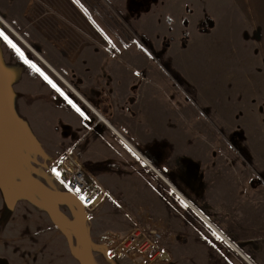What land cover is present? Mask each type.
Instances as JSON below:
<instances>
[{"label": "rangeland", "instance_id": "374dc122", "mask_svg": "<svg viewBox=\"0 0 264 264\" xmlns=\"http://www.w3.org/2000/svg\"><path fill=\"white\" fill-rule=\"evenodd\" d=\"M59 1L85 15L75 0ZM87 1L103 7L98 10L105 15L89 16L92 34L86 55L91 52V58L84 61L83 85L89 90L103 88L113 97L117 117L134 126L131 132L138 147L169 154L170 160L158 171L171 183L166 181L170 192L161 184L159 195L170 194L172 202L177 196L181 208L186 204L191 213L188 220L195 216L203 224L216 223L218 229L223 222L229 227L232 212L242 220L244 212L264 213V0ZM15 104L5 106L17 119L11 124L10 143L23 135L28 128L25 121L32 117L27 107ZM7 157L9 164L18 161L17 153ZM184 170L192 172L190 178L203 174L202 183L187 180L197 197L179 176ZM170 173L180 177L177 180L188 195L172 182ZM15 189L18 194L19 187ZM138 191L139 201L132 205L150 208L149 216L141 219L159 223L160 206L153 208L150 202L154 190L142 186ZM93 210L82 208L80 218L86 221ZM174 211L170 206L171 216ZM253 221L264 225V218ZM102 224L97 223L94 232L101 234ZM230 230L244 233L239 225ZM61 238L58 246L47 249L0 246V264H201L202 253L211 264L218 262L213 246L164 243L163 255L153 262L135 253L110 258L107 238H99V253L94 254L89 247L95 239L80 251L65 235ZM212 253L216 255L211 259Z\"/></svg>", "mask_w": 264, "mask_h": 264}, {"label": "crops", "instance_id": "0c3cea01", "mask_svg": "<svg viewBox=\"0 0 264 264\" xmlns=\"http://www.w3.org/2000/svg\"><path fill=\"white\" fill-rule=\"evenodd\" d=\"M78 6L87 18L59 0H0V27L6 29L26 56L64 93L52 89L0 40L3 104L10 107L16 102L32 114L25 121L26 131L16 135L12 143L11 124L17 123V119L3 121L8 129V135L4 134L6 152L18 155L17 162L8 163V172L20 170L23 180L15 186L0 188V246H46L47 249L58 246L63 239L61 235H65L74 250L80 251L87 250L88 242L95 239V245L89 247L94 254L98 252L99 238L118 239L143 216H149L150 208L138 209L132 203L139 201L138 187L151 186L154 196L150 202L153 208L160 206L162 212L159 223L153 224L160 229L167 246H213L217 255L212 253L211 259L216 255L217 264H264V225L253 221L264 218L263 212H244L243 220L232 212L227 217L230 228L223 222L218 229L207 218L209 222L205 224L195 216L188 220L187 214L191 213L181 208L177 196L172 202L170 194L159 195L163 191L161 184L170 192L169 184L158 171L170 160L169 154L156 149L159 163L153 168L143 158V147L133 141L134 126L117 117L113 97L103 88L89 90L83 85L84 61L91 58V52L86 55V42L92 27L89 15ZM68 100L85 115L82 117ZM8 113L11 116V109ZM99 113L106 121L100 119ZM66 152L81 162L105 190L90 207L93 214L86 221L80 218L79 200L50 172L53 162ZM15 187H19L18 194L13 193ZM172 205L175 211L171 216ZM97 223L104 224V228H99L101 234L94 232ZM237 225L243 228V234L232 233L230 229ZM93 254L91 260L95 258ZM202 256L201 264H211L204 253Z\"/></svg>", "mask_w": 264, "mask_h": 264}, {"label": "built area", "instance_id": "2783aa9c", "mask_svg": "<svg viewBox=\"0 0 264 264\" xmlns=\"http://www.w3.org/2000/svg\"><path fill=\"white\" fill-rule=\"evenodd\" d=\"M58 161L61 162L57 167L63 173L62 178L71 181L74 187L85 189L89 199L93 195L97 197L93 203L87 206L79 201L81 207L88 210L104 194L105 190L90 176L83 164L72 157L70 152L62 154ZM106 246H108L107 254L113 259L135 253L156 262L164 253V239L161 231L148 221L136 222L126 235L108 241Z\"/></svg>", "mask_w": 264, "mask_h": 264}, {"label": "snow or ice", "instance_id": "6c2138e0", "mask_svg": "<svg viewBox=\"0 0 264 264\" xmlns=\"http://www.w3.org/2000/svg\"><path fill=\"white\" fill-rule=\"evenodd\" d=\"M75 2H79V0H75ZM87 10L85 9V12ZM0 24H2V21H0ZM107 38V37H106ZM0 40H2L23 62L24 64L28 65V67L35 72L39 73V75L47 82L48 85L52 89H54L56 92L60 93L61 95H64L63 91L60 89V87L57 85L56 82H54L47 74H45L38 66L35 64L31 59H29L25 52L17 45V43L14 42V39L10 37V35L7 33L6 29L3 27H0ZM115 47V45H113ZM125 47H127L125 45ZM136 75H139V73H136ZM65 99H68L67 96H65ZM68 103L72 105L73 108L83 117L85 114L79 107H77L75 104H73L72 100H68ZM5 117L10 118V114L6 111L5 106L3 104V101L0 100V188H3L7 185L15 186L16 184L20 183L23 180V174L20 170L15 171L13 174L9 175L8 172V157L6 152V146L4 141V133H3V121ZM139 159V158H138ZM60 161H54L52 166L50 167L51 174L64 186L65 189L68 190V192L72 193L82 204L87 206L88 204L93 203L97 197L92 196L91 199L88 198V193L85 189H82L81 187H74L72 185L71 181H68L63 177L62 171L57 167L58 164H60ZM142 163H144L142 161ZM182 204H184L183 201H181ZM185 207H187L186 204H184ZM91 219V217H89ZM215 235V233H214ZM219 239V237H217Z\"/></svg>", "mask_w": 264, "mask_h": 264}, {"label": "flooded vegetation", "instance_id": "af4514ba", "mask_svg": "<svg viewBox=\"0 0 264 264\" xmlns=\"http://www.w3.org/2000/svg\"><path fill=\"white\" fill-rule=\"evenodd\" d=\"M84 2L87 4V6H89V7H91L92 9H93V7H95V9L96 8H98V7H101V6H96V5H91V3H89L87 0H84ZM77 3V2H76ZM98 15L99 16V14L98 13H93L91 16H93V15ZM141 38V40L144 42V43H147V41H145L146 39L145 38H142V37H140ZM151 51L155 54V52L151 49ZM156 55V54H155ZM132 88V87H131ZM143 152L145 153L144 155H146L148 158H150L151 160H154L157 164L159 163L158 162V154H157V151H156V149H146L145 148V150H143ZM154 163V162H153ZM183 173L184 174H180L179 173V176L180 175H182V176H184V178L183 179H185L184 181H185V183L189 186V187H191L189 184H193V183H187V180L188 179H190V181H199V179H195V178H190L189 177V174H188V171H186V170H184L183 171ZM178 176V177H179ZM170 177H172L174 180H177L178 179V177L176 176V174L174 175L173 173H170ZM180 178V177H179ZM187 178V179H186ZM178 181V180H177ZM179 182V181H178ZM191 189L193 190V188L191 187ZM194 191V190H193Z\"/></svg>", "mask_w": 264, "mask_h": 264}, {"label": "trees", "instance_id": "16d2710c", "mask_svg": "<svg viewBox=\"0 0 264 264\" xmlns=\"http://www.w3.org/2000/svg\"><path fill=\"white\" fill-rule=\"evenodd\" d=\"M78 4H80V6L85 10H87L86 11V13L89 15V16H91L93 13H100V15L101 16H104L105 14L104 13H101V10H102V8L103 7H100V11L98 10L99 8H96V9H92L91 7H89V6H87V4L84 2V0H79V2H77ZM176 76V78L178 79V81H180L181 80V78H180V76H178V75H175ZM69 92V91H68ZM70 94L72 95V92H70ZM145 154V153H144ZM150 159V158H149ZM151 160V159H150ZM152 162H154L155 164H157L154 160H151ZM192 174V172H188V174ZM200 175H195V176H193L192 178H195V179H199V182L200 183H202L203 182V174L202 173H199ZM190 176V175H189ZM170 179L172 180V182L173 183H175V185L184 193H186L187 195H188V193H187V189H186V187L188 188V189H190L191 191H192V189H191V187L193 188V184L191 185V184H189L191 187H189V186H183V185H181L177 180H174L172 177H170ZM194 189V188H193ZM191 197V196H190Z\"/></svg>", "mask_w": 264, "mask_h": 264}, {"label": "bare ground", "instance_id": "6f19581e", "mask_svg": "<svg viewBox=\"0 0 264 264\" xmlns=\"http://www.w3.org/2000/svg\"><path fill=\"white\" fill-rule=\"evenodd\" d=\"M101 116H102V117H101ZM99 117H100L101 120L106 121L105 118H104V116H103L102 114H100V113H99ZM165 179H166V178H165ZM166 181H168V180L166 179Z\"/></svg>", "mask_w": 264, "mask_h": 264}, {"label": "water", "instance_id": "95a60500", "mask_svg": "<svg viewBox=\"0 0 264 264\" xmlns=\"http://www.w3.org/2000/svg\"><path fill=\"white\" fill-rule=\"evenodd\" d=\"M145 157V156H144ZM146 158V157H145ZM147 159V158H146ZM148 160V159H147ZM169 182V181H168ZM169 184H171L170 182H169ZM179 193V192H178ZM181 195V194H180ZM182 196V195H181ZM183 197V196H182ZM184 198V197H183ZM187 203H189V202H187Z\"/></svg>", "mask_w": 264, "mask_h": 264}]
</instances>
